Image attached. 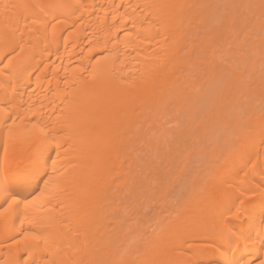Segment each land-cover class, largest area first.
I'll list each match as a JSON object with an SVG mask.
<instances>
[{
  "label": "bare ground",
  "instance_id": "6f19581e",
  "mask_svg": "<svg viewBox=\"0 0 264 264\" xmlns=\"http://www.w3.org/2000/svg\"><path fill=\"white\" fill-rule=\"evenodd\" d=\"M31 2L0 0V63L18 65L25 104L68 123L43 213L62 247L36 252L0 220V264H184L188 242L208 238L206 210L264 171V0H59L78 10L49 17L46 34L22 9L4 23L5 5ZM250 253L264 258L259 242L234 258Z\"/></svg>",
  "mask_w": 264,
  "mask_h": 264
},
{
  "label": "snow or ice",
  "instance_id": "6c2138e0",
  "mask_svg": "<svg viewBox=\"0 0 264 264\" xmlns=\"http://www.w3.org/2000/svg\"><path fill=\"white\" fill-rule=\"evenodd\" d=\"M79 6L59 2V0H32L31 3L20 5H5L4 23L14 27V17L8 15V9L23 10L26 20L32 24L40 23L44 26V33L52 20L58 21L60 14L78 10ZM28 25L26 24V28ZM40 31V29H37ZM214 51V50H213ZM102 57L104 54H101ZM0 63V168L3 178L0 179V220L7 224H19L20 236L34 242L31 246L36 252L43 250L51 253L53 249L62 247V235L50 231L51 217L43 215L51 212V201L56 198L62 187L57 176V165L62 158V149H67L66 143L71 137L65 128L66 120L62 119L63 112L53 120L43 112L35 110L32 104H25L17 92L19 68L13 64L11 58ZM115 62L105 71H115ZM93 74V79H96ZM15 82V83H14ZM20 101L17 103V101ZM227 124V122H226ZM252 129H245L251 133ZM54 153L55 159L52 158ZM27 159L29 163L20 167L19 162ZM51 162V173L48 165ZM63 167V165H61ZM217 168L218 165H213ZM67 171V169H65ZM209 171V176H214ZM249 175V173H245ZM251 175H256L255 170ZM260 180L247 181L249 186L234 187V192L222 205L223 211L208 208L205 215V231L208 238L193 245L188 242L192 257L184 264H241L234 258V253L240 249H247L250 244L259 242L264 248V171L259 173ZM54 181L56 183H54ZM171 196V193L168 194ZM243 221L237 229L233 223ZM27 225V227H24ZM246 225V226H245ZM71 232V230H70ZM78 235V232L75 233ZM145 246H148V233L140 234ZM14 242L16 238H13ZM32 251H29V256ZM244 261V264H264V258L254 256ZM47 260V257H42ZM49 264H71L63 260L49 262ZM89 264H127L123 260L90 261ZM142 264H154L151 260H144Z\"/></svg>",
  "mask_w": 264,
  "mask_h": 264
},
{
  "label": "rangeland",
  "instance_id": "374dc122",
  "mask_svg": "<svg viewBox=\"0 0 264 264\" xmlns=\"http://www.w3.org/2000/svg\"><path fill=\"white\" fill-rule=\"evenodd\" d=\"M247 32H242V33H240L238 36L239 37H242L243 35H245ZM250 34H248L247 35V37L249 36ZM230 51H232V50H230ZM231 52H229V55H232V54H230ZM230 58H231V56H230ZM232 61V60H231ZM190 103H192V100L190 101ZM211 103H210V108H211ZM198 159H199V165H201L200 166V168L202 169L203 168V166L204 165H206V164H209V162H208V160H209V158H208V155H204V156H199L198 157ZM152 213V212H151Z\"/></svg>",
  "mask_w": 264,
  "mask_h": 264
}]
</instances>
